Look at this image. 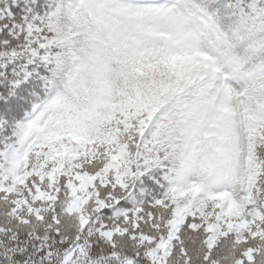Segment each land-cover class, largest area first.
<instances>
[{
    "label": "snow or ice",
    "instance_id": "6c2138e0",
    "mask_svg": "<svg viewBox=\"0 0 264 264\" xmlns=\"http://www.w3.org/2000/svg\"><path fill=\"white\" fill-rule=\"evenodd\" d=\"M21 20L0 55V264H36L61 202L107 264H264V0H28ZM177 128L229 183L153 171Z\"/></svg>",
    "mask_w": 264,
    "mask_h": 264
},
{
    "label": "trees",
    "instance_id": "16d2710c",
    "mask_svg": "<svg viewBox=\"0 0 264 264\" xmlns=\"http://www.w3.org/2000/svg\"><path fill=\"white\" fill-rule=\"evenodd\" d=\"M27 3L28 0H0V55L4 53V49L6 47H10L17 43L15 40L11 39V36L9 34L15 33V31L21 27L23 23L21 17L24 13V6ZM6 38L10 40V45L4 44V40ZM153 134L154 133H150L149 135ZM170 135L173 137L172 140H174L178 136L183 135V132L180 128H177L172 131ZM153 171L162 172V174H164L166 176V179L170 182V172L164 162H161L158 167L153 168ZM57 211L61 213L62 216L69 217L67 215H64V213L66 212V202H61L60 204H58ZM69 218H73L76 222L74 216ZM77 234L78 232L76 227V234L73 238L54 236L51 233L39 235L40 237H42V240H34L31 244L27 245L28 250L31 253V259L35 261L36 264H39L40 256L42 255V253H40V248L43 247L47 249L49 245H51L53 252L56 254L55 258L58 261L60 259H63L64 264H77V261H74L72 259V253L77 251L80 253V255L77 257V259L80 261V264H85V260L90 261V264H107L105 259V249L102 247H97L96 241L93 240L91 255H89L85 251L84 247L75 243ZM36 235L37 234L33 233V237H35ZM60 241H63V243H60ZM107 251H111V249H108ZM4 256H8V258L11 259L9 250L5 249L3 245H0V257ZM16 259L22 260L21 257H16Z\"/></svg>",
    "mask_w": 264,
    "mask_h": 264
},
{
    "label": "clouds",
    "instance_id": "9594fccd",
    "mask_svg": "<svg viewBox=\"0 0 264 264\" xmlns=\"http://www.w3.org/2000/svg\"><path fill=\"white\" fill-rule=\"evenodd\" d=\"M158 156L169 169L173 186L198 183L215 190L232 179L231 164L226 155L212 149L207 152L195 150L183 135L163 145Z\"/></svg>",
    "mask_w": 264,
    "mask_h": 264
},
{
    "label": "rangeland",
    "instance_id": "374dc122",
    "mask_svg": "<svg viewBox=\"0 0 264 264\" xmlns=\"http://www.w3.org/2000/svg\"><path fill=\"white\" fill-rule=\"evenodd\" d=\"M69 223L71 224V227L66 226ZM58 227L60 230L59 236H62L64 238H73L76 234V222L73 218L64 217L61 215V222ZM33 233L38 235L46 234V232L42 228L34 230ZM47 233H51V232H47Z\"/></svg>",
    "mask_w": 264,
    "mask_h": 264
}]
</instances>
